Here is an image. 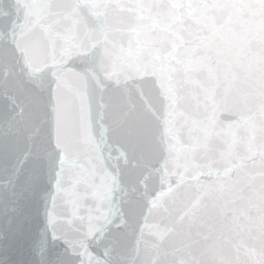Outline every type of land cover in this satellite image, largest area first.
<instances>
[{
    "label": "water",
    "instance_id": "95a60500",
    "mask_svg": "<svg viewBox=\"0 0 264 264\" xmlns=\"http://www.w3.org/2000/svg\"><path fill=\"white\" fill-rule=\"evenodd\" d=\"M0 264H264V0H0Z\"/></svg>",
    "mask_w": 264,
    "mask_h": 264
}]
</instances>
